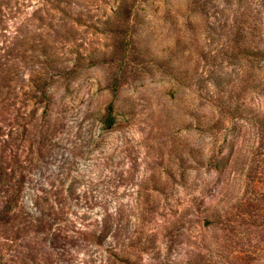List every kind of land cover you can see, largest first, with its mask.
<instances>
[{"label":"rangeland","instance_id":"rangeland-1","mask_svg":"<svg viewBox=\"0 0 264 264\" xmlns=\"http://www.w3.org/2000/svg\"><path fill=\"white\" fill-rule=\"evenodd\" d=\"M261 48L264 0H0V264H264Z\"/></svg>","mask_w":264,"mask_h":264},{"label":"trees","instance_id":"trees-1","mask_svg":"<svg viewBox=\"0 0 264 264\" xmlns=\"http://www.w3.org/2000/svg\"><path fill=\"white\" fill-rule=\"evenodd\" d=\"M239 30H240V28H238ZM237 36H240V35H238L237 34ZM264 51V49H258V50H256V51H250V53L249 54H251V55H254V56H256V55H259V54H261L262 52ZM262 82H264L263 80H259V82H255L254 84H253V86H260L261 84H262ZM3 207H4V211H7V210H9V206H7L6 205V203L3 205ZM4 218V217H3ZM1 219V220H4V219Z\"/></svg>","mask_w":264,"mask_h":264}]
</instances>
